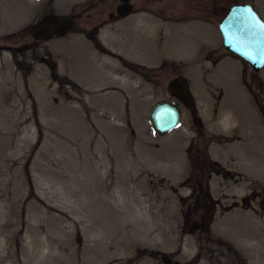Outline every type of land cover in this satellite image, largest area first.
I'll return each instance as SVG.
<instances>
[{
    "label": "rangeland",
    "instance_id": "obj_1",
    "mask_svg": "<svg viewBox=\"0 0 264 264\" xmlns=\"http://www.w3.org/2000/svg\"><path fill=\"white\" fill-rule=\"evenodd\" d=\"M130 3L129 16L110 21L120 0H0V264H256L264 252L232 239L241 226L264 241V178L248 159L225 160L253 152L264 161V68L254 72L224 49L218 24L229 1ZM252 7L264 20V0ZM144 19L167 35L145 60L101 40L113 27L120 41L130 31L148 41ZM44 20L71 28L35 41L30 26ZM81 42L84 57L74 52ZM178 42L187 43L182 52ZM95 53L135 77L132 91H73L85 87L77 70L91 71ZM178 76L188 103L167 91ZM161 101L182 109L165 136L148 117ZM228 105L240 118L231 128L250 121L248 134L210 125V111ZM257 128L259 137L250 133Z\"/></svg>",
    "mask_w": 264,
    "mask_h": 264
},
{
    "label": "bare ground",
    "instance_id": "obj_2",
    "mask_svg": "<svg viewBox=\"0 0 264 264\" xmlns=\"http://www.w3.org/2000/svg\"><path fill=\"white\" fill-rule=\"evenodd\" d=\"M131 21L132 20L128 21L129 24ZM139 26H142L143 28L146 29L145 31L146 35L151 36V39H149L148 41L140 40L139 41L140 43L139 42L136 43L135 40H133L132 38V34H131L132 31H130L129 37L120 41L118 38L119 31H116L113 27L111 28L107 27L104 30V32H102L101 34V40L106 42L107 44H110V42L111 43L114 42L117 48L121 51L127 52V55L136 57L140 60L142 59L145 60V58L151 57V54L155 55L158 52V50L164 49L165 45L163 42L167 35L166 36L163 35V32L160 30L161 27L158 24H156V22L153 20L144 19L142 20V23L139 24ZM140 38H142L141 35L139 39ZM82 44H83L82 42L78 43L77 47H74L75 53L82 52V48L87 49L88 46L84 44L82 46ZM186 44H187L186 42L184 43L178 42L179 49L181 50V52L183 51V49L184 50L186 49L185 47ZM106 49H108V52H110L109 48ZM109 57L110 56L101 55L98 53H95L93 56H91V63H92L90 65L91 71H89L88 67L86 68L82 67L77 70L79 73H81V79L79 78L81 81L80 83L84 84L85 87L82 88L79 86L78 83H73V91L77 92L78 89H80L83 90L82 92L84 93V92H88L90 88H98V87L101 88L106 87L107 89H113L119 92L122 91V89L132 91L131 83L135 80V77L130 73L120 70L115 65V62H113V60L111 61L112 58L110 57L111 59H109ZM190 66H196V62L191 63ZM104 70L110 71V75H107L108 80L106 82L104 81L105 79ZM73 95L76 98H78V94L74 93ZM113 115L117 117L118 113L116 111H113ZM238 121H240L239 114L235 111V109H233V107L229 105L223 107V111L221 113H218L216 116H214V114L211 113L210 111V120H209L210 125L220 132H227L234 135L239 134L240 136L242 134H248V130L251 127L250 125L252 124V122L248 121L250 125H247L243 130L239 128L235 130L232 129L231 126L233 125V123H236ZM253 129L255 130V127ZM250 133L252 134L257 133L258 137L260 136L259 128H257L256 131L252 130V132ZM219 148L221 153L222 152L227 153V149H228L227 146H221ZM156 155H157V160L159 162L164 163L171 160L166 155H161L160 153ZM236 159L239 160V162L240 160L245 161L246 159H248L247 161H249L250 163L249 166L253 168V170L255 171L254 176L258 177L259 179L264 178V161L260 154L253 152L243 153L238 157H235L234 155L228 153L225 155V160L227 163H230L231 161ZM246 182H247V176L241 178L240 186L242 188L247 187L249 183ZM226 226L227 225H223V227ZM229 227L232 228V225H229ZM258 228L260 229V233L262 231L264 232L263 224H260ZM231 231H233L232 239L236 241L239 247L244 248V250L248 252H250L255 248L264 246V241L260 240V235L253 234L251 232L252 230L249 227L241 229V226H234V230ZM251 241H255V243H251ZM253 260L256 264H262L264 262V252L263 253L258 252L257 257Z\"/></svg>",
    "mask_w": 264,
    "mask_h": 264
},
{
    "label": "water",
    "instance_id": "obj_3",
    "mask_svg": "<svg viewBox=\"0 0 264 264\" xmlns=\"http://www.w3.org/2000/svg\"><path fill=\"white\" fill-rule=\"evenodd\" d=\"M130 0H121L122 4L116 13L120 17L129 15L132 11ZM113 20V13L108 14ZM70 23H54L48 20L34 23L30 26L33 40L43 41L51 36L67 31ZM222 36L224 49L242 59L254 72L264 68V21L250 5H233L218 25ZM167 91L180 101L188 103L191 94L188 92L185 79L182 76L171 79ZM153 129L159 136L169 134L177 128L182 120V109L179 103L161 101L152 106L148 114ZM202 200L197 194L194 199L193 212L201 206Z\"/></svg>",
    "mask_w": 264,
    "mask_h": 264
},
{
    "label": "flooded vegetation",
    "instance_id": "obj_4",
    "mask_svg": "<svg viewBox=\"0 0 264 264\" xmlns=\"http://www.w3.org/2000/svg\"><path fill=\"white\" fill-rule=\"evenodd\" d=\"M120 1H121V0H120ZM226 1H229V3H230L229 7L226 9V12H227V10H228L231 6H233V5H251V6H253V3H254L255 0H226ZM129 3H130V1H129ZM130 4H131V3H130ZM120 5H121V4H120ZM120 5H119V6H120ZM119 6H117L115 10H117V8H118ZM132 7H133V6H132ZM132 11H133V8H132ZM114 19H115V20H119V19H121V18L116 17V18H114Z\"/></svg>",
    "mask_w": 264,
    "mask_h": 264
}]
</instances>
